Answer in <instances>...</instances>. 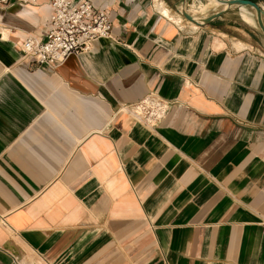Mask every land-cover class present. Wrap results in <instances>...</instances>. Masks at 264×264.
Wrapping results in <instances>:
<instances>
[{"label": "crops", "instance_id": "obj_1", "mask_svg": "<svg viewBox=\"0 0 264 264\" xmlns=\"http://www.w3.org/2000/svg\"><path fill=\"white\" fill-rule=\"evenodd\" d=\"M92 1L115 40L53 68L22 52L50 0L0 8V264H264L257 19ZM210 1L184 6L207 17ZM146 99L160 118L137 117Z\"/></svg>", "mask_w": 264, "mask_h": 264}, {"label": "built area", "instance_id": "obj_2", "mask_svg": "<svg viewBox=\"0 0 264 264\" xmlns=\"http://www.w3.org/2000/svg\"><path fill=\"white\" fill-rule=\"evenodd\" d=\"M37 1L0 0V8ZM50 6L46 36L30 34L22 46L23 56L33 57L39 66L53 68L72 55L90 50L96 40H115L108 12L96 8L92 0H50ZM163 108L160 101L146 99L136 105L135 113L151 122L160 118Z\"/></svg>", "mask_w": 264, "mask_h": 264}, {"label": "water", "instance_id": "obj_3", "mask_svg": "<svg viewBox=\"0 0 264 264\" xmlns=\"http://www.w3.org/2000/svg\"><path fill=\"white\" fill-rule=\"evenodd\" d=\"M189 1L191 0H180L179 5L181 6L178 7V11L180 12V14H182V16H184L188 20L193 21L201 26H205L211 23L214 19L221 17L223 14L227 13L232 9H238L244 6L249 7L255 10L257 14L258 25L262 33L264 34V9L257 2L253 0H217L218 2L224 5L223 8L207 17H201L190 13L187 10V8L184 6V4ZM209 3H211L210 0H208V4Z\"/></svg>", "mask_w": 264, "mask_h": 264}, {"label": "bare ground", "instance_id": "obj_4", "mask_svg": "<svg viewBox=\"0 0 264 264\" xmlns=\"http://www.w3.org/2000/svg\"><path fill=\"white\" fill-rule=\"evenodd\" d=\"M159 4H160V3L158 2V7L161 8ZM218 6H219V2L216 0V3H215L214 5L210 6L209 8H207V9H205V10H202L201 12H205V11H207V10H209V9H212V8H218ZM161 9L163 10V12H164L165 14H167L168 16H170L169 9H168L165 5H162V8H161ZM242 12H244V13L250 15V16H253L254 18L257 19V14H256L255 10H253V9H251V8H249V7H245V6L242 7ZM178 19H180V18H178ZM178 22H179V20H178ZM255 23H256V25L259 27L258 22H255ZM8 36H9V34H8L7 32H5V33H4V37L6 38V37H8ZM237 45H238L239 47H240V46H244V44H241V43H238Z\"/></svg>", "mask_w": 264, "mask_h": 264}, {"label": "rangeland", "instance_id": "obj_5", "mask_svg": "<svg viewBox=\"0 0 264 264\" xmlns=\"http://www.w3.org/2000/svg\"><path fill=\"white\" fill-rule=\"evenodd\" d=\"M0 27H1V25H0ZM7 31H9V30H6V32H7ZM8 33L10 34V31H9ZM29 35H30V34L28 33V36H29Z\"/></svg>", "mask_w": 264, "mask_h": 264}]
</instances>
